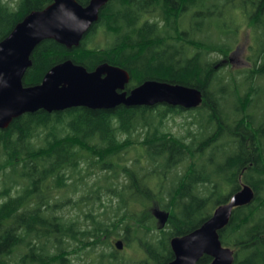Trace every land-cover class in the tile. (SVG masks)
Listing matches in <instances>:
<instances>
[{
	"label": "trees",
	"instance_id": "trees-1",
	"mask_svg": "<svg viewBox=\"0 0 264 264\" xmlns=\"http://www.w3.org/2000/svg\"><path fill=\"white\" fill-rule=\"evenodd\" d=\"M54 1L0 0V42ZM237 3L242 11L231 21L249 26L255 40L252 68L241 75L226 66L238 34L212 22ZM31 60L25 87L72 60L90 72L105 63L128 71V92L160 81L196 88L204 101L191 111H39L0 130V264H170L171 240L200 228L243 185L255 199L234 210L220 240L234 264H264V0H109L78 48L46 40ZM185 114L197 132L166 131L170 118ZM90 175L100 176L87 185ZM65 190L81 195L58 198ZM69 203L86 206L82 218L58 214ZM153 208L170 213L165 228ZM112 236L142 257L121 255Z\"/></svg>",
	"mask_w": 264,
	"mask_h": 264
},
{
	"label": "water",
	"instance_id": "water-1",
	"mask_svg": "<svg viewBox=\"0 0 264 264\" xmlns=\"http://www.w3.org/2000/svg\"><path fill=\"white\" fill-rule=\"evenodd\" d=\"M108 1L91 0L82 6L76 0H55L44 10L26 16L0 42V130L8 129L14 120L26 114L39 111L52 114L75 108L111 111L120 106L159 105L191 111L202 105L204 96L200 90L166 82L146 81L128 92L126 88L131 81L128 71L108 63L90 72L67 60L53 67L40 85L24 86L34 50L46 40L68 50L78 48L98 23ZM254 199V189L243 185L200 228L173 238L170 244L175 258L170 264H198L204 256L213 259L211 264H234L235 253L222 244L219 233L228 226L235 209L250 205ZM152 214L160 228L167 226L170 213L153 208ZM114 247L122 251L125 244L119 240Z\"/></svg>",
	"mask_w": 264,
	"mask_h": 264
},
{
	"label": "rangeland",
	"instance_id": "rangeland-1",
	"mask_svg": "<svg viewBox=\"0 0 264 264\" xmlns=\"http://www.w3.org/2000/svg\"><path fill=\"white\" fill-rule=\"evenodd\" d=\"M235 6V7H234ZM234 6L230 5L227 13L225 16L223 17H219V18H215L213 19V24L216 25L218 24V27H215L213 29H217L219 31H230L231 33H236V35L238 34V42L235 46V52L237 53L233 60L228 63L226 62V66H227V69L230 71V72H234L236 73L237 75L238 74H243L245 71H248L252 68V63L251 61L249 60V57L252 55V53L250 52L251 50V47L254 45V34H253V30L251 28H249V26H245L243 28H241L242 26V21H237V22H233L231 21V16L233 15H237L239 14L238 12L239 11H242L240 9V6L239 4H235ZM213 57H216V55H213ZM241 78V77H239ZM262 112V111H261ZM193 123V124H192ZM198 130V127L196 125V123H194V120L193 118L188 115V114H185L183 116H176L174 118H170L167 123H166V131L167 132H171L173 133L174 135L176 136H185L187 135V133L190 131V132H197ZM134 155H127V157L129 159H131V157H133ZM85 165V164H84ZM100 175L98 176H93V175H90V176H85L84 179H85V183L87 185H92L93 183L96 182L97 180V177H99ZM91 177V178H89ZM121 181H123V177L121 176L120 177ZM1 180V178H0ZM87 185H85L82 190L80 192H86L87 190ZM1 186V185H0ZM58 198H62L63 196L66 198V196H69L70 199H72L73 201H76L81 194H77V195H74V193L72 194L69 190H65V191H62ZM108 199V196H105L103 195L102 196V200L103 202L105 203L106 200ZM67 200H64V203L66 202ZM86 206L84 205H79V206H73V203L72 204H65L63 206V208L59 211L58 214H62V215H65L68 219H73V218H77L78 216L79 217H83V213L84 211H86ZM122 234V232H120V235ZM119 240H122V238H120L119 236H112L110 238V242L112 243V246H113V249L116 250V248L114 247V244L119 241ZM65 247L68 248V251H72V246H68V243L67 245H65ZM105 249V247H104ZM118 251V250H116ZM121 255L123 256H131L133 259H136V258H140L142 257L141 254L139 253H135V251L133 249H130V248H127L125 246L124 250L122 251H118ZM73 262L75 264H84L83 262L81 261H78L76 259H73Z\"/></svg>",
	"mask_w": 264,
	"mask_h": 264
}]
</instances>
